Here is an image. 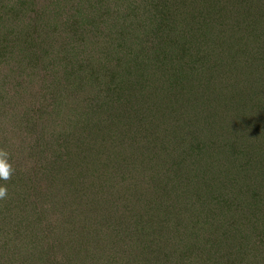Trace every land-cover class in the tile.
<instances>
[{
    "label": "rangeland",
    "instance_id": "rangeland-1",
    "mask_svg": "<svg viewBox=\"0 0 264 264\" xmlns=\"http://www.w3.org/2000/svg\"><path fill=\"white\" fill-rule=\"evenodd\" d=\"M263 24L264 0H0V150L15 170L0 180L8 193L0 202L16 203L32 188L31 202L41 208L38 222L31 225L25 216L12 240L0 228V264H106L112 256L119 258L115 264H264L259 68L252 83L241 82L242 109L230 106L223 92L221 99L200 96L197 103L183 88L161 85L172 79L143 76L164 48L185 67L187 41L213 49L214 59L232 61L236 57L221 52L232 42L229 34L249 44L257 39L250 32ZM149 88L178 102V111L164 113L168 124H179L176 139L162 133ZM131 111L147 132H157L158 143L151 134L129 135L136 123ZM121 114L124 121L116 119ZM54 157L56 168L68 161L70 174L55 184ZM174 163L185 165L180 177ZM85 204L93 217L101 212L99 220L88 217L97 234H115L117 221L122 228L102 254L85 220L78 236L83 245L93 243L91 262L79 256L81 241L72 247L53 241L75 234L82 221L76 210ZM146 205L155 211L146 232L156 242L131 254L132 234L142 233L134 215L145 214ZM67 214L57 226L56 215ZM106 215L109 221H102ZM29 232L35 244L22 245L20 234Z\"/></svg>",
    "mask_w": 264,
    "mask_h": 264
},
{
    "label": "trees",
    "instance_id": "trees-1",
    "mask_svg": "<svg viewBox=\"0 0 264 264\" xmlns=\"http://www.w3.org/2000/svg\"><path fill=\"white\" fill-rule=\"evenodd\" d=\"M238 33L233 32L229 34L232 38L230 41V45L227 47V52L223 53L222 57H236L232 61H221L217 60V58H213L215 55L213 49L205 47L206 45L200 46V45H193L190 42L187 41V43L191 46L188 49V62L183 66H179L178 64H174L173 59L171 56L174 53L173 49L170 48H164L161 51H157V55L159 60L154 61L153 65L151 66L150 70L145 73L143 76H152V77H158L162 78L164 80L172 79V82H166L165 84L162 82V86L166 88L169 91H175L178 89L185 90L187 92L186 95L190 96L191 98L196 97V102L198 103L200 99L203 97L210 99L214 98V96H218V92H223L225 96H230L229 100H227L228 104L236 109H242L243 102L239 98L242 96L243 90L241 87V82L244 79H247L248 83L253 80V78L257 75L253 74V70L257 71V68H259L260 73L258 74L259 77L264 78V24L261 28L257 29L256 31L250 32V37L255 36L257 37L256 40H251L249 44L245 43L243 39V35L236 36ZM200 36L203 41L206 39L205 33L202 31L200 33ZM236 36V38H235ZM186 38V37H185ZM240 41L238 42V40ZM187 40V39H186ZM190 41H194V39L190 38ZM259 41V43H258ZM258 43V44H257ZM235 46L234 52H230L232 47ZM230 52V53H229ZM198 54L202 57V64L199 60ZM221 54V53H220ZM165 59L168 60V62H165ZM225 59V58H224ZM223 59V60H224ZM226 60V59H225ZM242 75V77H241ZM243 78V79H242ZM252 83V82H250ZM259 86V84L257 83ZM201 87V88H200ZM200 88V89H199ZM140 89H144V87H140ZM147 91H150L152 93L151 97V103L156 108L159 109L158 115L161 122L164 124V128L162 133H167L168 135L172 136V139H176V136L174 135V132L177 130L179 124H168L166 122L164 113L165 112H176L177 107L179 106L177 101H174L172 98L165 96L163 98H159L158 91L152 88H149ZM181 91V90H179ZM231 91V92H229ZM142 93V91L140 92ZM160 93V92H159ZM201 96V98H199ZM221 97V96H220ZM218 96V98H220ZM199 98V99H198ZM221 99V98H220ZM138 103L142 102V99L136 100ZM163 111V112H162ZM131 116L133 121H135V127L130 130L129 135H142V137H146L147 135H154L153 142L158 143V137L156 136L157 132H147L145 128L142 126L140 119L138 115L131 111ZM130 118V115L127 116V120ZM118 121H124L122 119V114L118 115L116 117ZM125 128L126 127H119L120 133L125 134ZM94 140L98 141L99 137L97 136ZM264 141V137H263ZM257 141L254 142V144L257 147ZM253 144V145H254ZM148 145H154L151 140H149ZM255 147V149H256ZM55 161L57 162L56 158L53 159V184L58 183L60 179L64 177H70V174L66 175L68 172L66 166H68L67 163L64 161L63 163H59V166H62V168H56L55 167ZM246 162V160H245ZM247 163V162H246ZM175 165V172L178 174L177 177L181 176L182 169L185 168L184 163L183 164H176ZM64 170L63 174H61L59 171ZM189 172L193 174V169L189 167ZM79 185V184H78ZM33 189L31 188L29 192L23 191L24 198H20L16 201V203H6L5 199L0 202V228H3L5 231L11 232L12 234H6V237L9 240L14 239L17 235L15 233L18 232L19 229H23L24 225L23 220L25 216H29L28 223L33 225L31 221L34 223L37 221V209H41L38 206V203H32L31 197L36 198L35 192H31ZM14 193L16 196H18V193H15V191L9 192V194ZM8 194V193H7ZM31 196V197H30ZM31 202V203H30ZM98 205V204H97ZM99 206V205H98ZM88 205H79L78 209L76 210L77 220L82 217L81 223L75 227V234H57L58 240H53L56 244H61L65 246L75 244L78 241H81V245H83L81 237L85 232L86 225L85 220H87L88 228H92L94 234V243L96 244L97 252H102L104 254V250L106 246L109 244H112V240L116 242V238L120 234H116L118 230L122 229L120 226V221H117V227H112L114 230V233L110 231L109 229L106 230V234H97V225H92V221L88 219L89 213L92 215V211L87 209ZM100 207V206H99ZM147 212L144 214L143 211H138L135 213V217L137 218L136 226L142 225V233L139 234H132L136 236L137 240L135 242H132V246H130L131 254L132 252L138 254V253H144L147 249L152 248L153 244H155V240L153 238H150L147 236V229L148 228V222L147 218L150 216V211L155 212L153 209L149 207V205H146ZM93 209L98 210L96 207ZM9 212L7 213V211ZM133 213V211H132ZM11 214L10 216H8ZM58 215V214H57ZM56 215V224L60 227V223L62 220L67 219L66 217H69L70 214H67L65 216H57ZM101 216V212H98L93 219H98ZM108 217V218H107ZM69 219V218H68ZM109 216H104L102 218V221H107ZM36 221V222H35ZM109 221V220H108ZM22 222V223H21ZM98 221H96L97 223ZM39 224H37L38 226ZM48 227V226H47ZM49 228V227H48ZM33 234H20L22 237L24 236V243L21 242L22 245L27 244L28 246H32V244H35V241H33ZM78 234H82L79 238ZM100 235V236H99ZM34 242V243H33ZM22 247V246H21ZM116 247H114L113 250H115ZM127 249V247H126ZM120 251V249H119ZM78 252H79V244H78ZM96 252L94 250V245L91 243L89 246L87 244L83 245L81 249V254L79 256L83 255V258H86L88 262H91L93 259H91L93 256H95ZM149 256L148 254H145L144 256ZM156 258V256L153 255L149 256V261ZM145 259V260H147ZM119 258L117 256H112V259L105 262L106 264H115ZM140 261V260H139ZM80 264H82V259L78 261Z\"/></svg>",
    "mask_w": 264,
    "mask_h": 264
},
{
    "label": "clouds",
    "instance_id": "clouds-1",
    "mask_svg": "<svg viewBox=\"0 0 264 264\" xmlns=\"http://www.w3.org/2000/svg\"><path fill=\"white\" fill-rule=\"evenodd\" d=\"M14 169L9 163V155L6 151L0 150V180L7 181L14 173ZM7 195V188L0 186V199Z\"/></svg>",
    "mask_w": 264,
    "mask_h": 264
}]
</instances>
